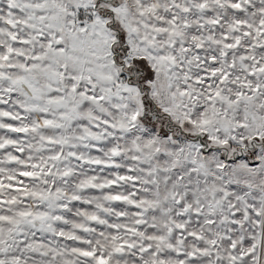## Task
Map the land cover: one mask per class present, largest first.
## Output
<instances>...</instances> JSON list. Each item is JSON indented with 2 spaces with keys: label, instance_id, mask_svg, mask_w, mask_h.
<instances>
[{
  "label": "snow or ice",
  "instance_id": "6c2138e0",
  "mask_svg": "<svg viewBox=\"0 0 264 264\" xmlns=\"http://www.w3.org/2000/svg\"><path fill=\"white\" fill-rule=\"evenodd\" d=\"M0 264H264V0H0Z\"/></svg>",
  "mask_w": 264,
  "mask_h": 264
}]
</instances>
